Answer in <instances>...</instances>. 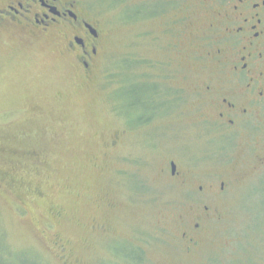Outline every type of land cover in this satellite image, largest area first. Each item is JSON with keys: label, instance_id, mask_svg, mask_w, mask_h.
<instances>
[{"label": "rangeland", "instance_id": "obj_1", "mask_svg": "<svg viewBox=\"0 0 264 264\" xmlns=\"http://www.w3.org/2000/svg\"><path fill=\"white\" fill-rule=\"evenodd\" d=\"M83 5L102 29L95 80L75 78L59 39L0 35V264H264V145L205 136L172 103L180 86L189 100L183 69L167 72L177 18L160 0Z\"/></svg>", "mask_w": 264, "mask_h": 264}, {"label": "flooded vegetation", "instance_id": "obj_2", "mask_svg": "<svg viewBox=\"0 0 264 264\" xmlns=\"http://www.w3.org/2000/svg\"><path fill=\"white\" fill-rule=\"evenodd\" d=\"M139 12L147 15L135 8L133 18ZM160 15L177 18L173 43L180 48L172 50L175 56H183L181 62L174 57L175 65L169 60L173 66L167 72L173 75L183 69L182 85L189 98L182 99L180 91L185 89L180 86L175 90L177 96L175 92L170 95L172 103L187 102L194 114L193 124L200 123L205 136L215 133L221 139L232 133L237 139L243 136L246 143L256 146L262 141L264 145V0H160ZM189 29L195 33L189 34ZM101 30V23L85 9L83 0H0V35L24 33L34 40H61L68 66L79 80L96 79ZM182 34L189 40L183 42L185 46L179 42ZM164 60L160 73L168 65ZM162 94L160 91V97ZM168 164L169 177L184 185L175 159ZM227 188V182L221 181L218 194ZM197 190L208 202L214 197L201 186ZM199 207L204 214L191 225L188 237L183 233L187 252L197 246L194 236L208 217V206ZM94 230L103 229L96 225Z\"/></svg>", "mask_w": 264, "mask_h": 264}, {"label": "trees", "instance_id": "obj_3", "mask_svg": "<svg viewBox=\"0 0 264 264\" xmlns=\"http://www.w3.org/2000/svg\"><path fill=\"white\" fill-rule=\"evenodd\" d=\"M149 89H151V88H149ZM151 92H152V91H151ZM139 260H141V258H140Z\"/></svg>", "mask_w": 264, "mask_h": 264}]
</instances>
